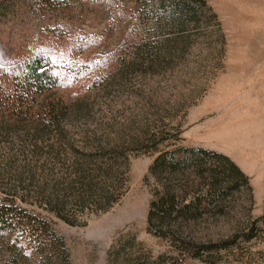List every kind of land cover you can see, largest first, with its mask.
I'll return each mask as SVG.
<instances>
[{"label": "rangeland", "instance_id": "rangeland-1", "mask_svg": "<svg viewBox=\"0 0 264 264\" xmlns=\"http://www.w3.org/2000/svg\"><path fill=\"white\" fill-rule=\"evenodd\" d=\"M168 1L0 0V59L80 71L49 93L56 120L0 125V198L63 239L42 260L2 247L0 264H264V0ZM183 146L248 183L153 228L164 184L182 206L206 196L193 167L151 170Z\"/></svg>", "mask_w": 264, "mask_h": 264}, {"label": "trees", "instance_id": "trees-1", "mask_svg": "<svg viewBox=\"0 0 264 264\" xmlns=\"http://www.w3.org/2000/svg\"><path fill=\"white\" fill-rule=\"evenodd\" d=\"M175 5L176 0H172L161 7L167 11ZM77 64H60L52 55L45 53L18 60L0 59V125L56 120L64 109V103L49 93L63 84L60 75L75 76L73 73L80 72L76 69ZM191 167L204 178L206 196L196 197L191 204L182 206L172 186L164 184L160 198L151 202L148 214L151 227H165L174 212L197 213L201 211L202 203L210 207L217 198L225 196L240 182L248 183L245 173L229 156L204 147L183 146L164 152L156 159L151 170L158 175L167 169ZM58 241L63 243V239L55 234L46 221L20 205L0 198V248H17L22 255L42 260L48 256L52 258L53 245Z\"/></svg>", "mask_w": 264, "mask_h": 264}]
</instances>
